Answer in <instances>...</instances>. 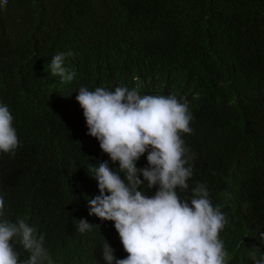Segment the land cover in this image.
<instances>
[{"label": "trees", "instance_id": "obj_1", "mask_svg": "<svg viewBox=\"0 0 264 264\" xmlns=\"http://www.w3.org/2000/svg\"><path fill=\"white\" fill-rule=\"evenodd\" d=\"M58 53L70 82L51 72ZM81 86L187 102L193 175L177 194L190 199L202 184L225 214L226 264L264 258V0H0V104L19 139L15 155L0 152V220L26 218L52 264H105L106 242L128 255L114 222L89 215L92 168L119 169L86 134ZM81 219L91 230H78Z\"/></svg>", "mask_w": 264, "mask_h": 264}, {"label": "clouds", "instance_id": "obj_2", "mask_svg": "<svg viewBox=\"0 0 264 264\" xmlns=\"http://www.w3.org/2000/svg\"><path fill=\"white\" fill-rule=\"evenodd\" d=\"M64 59L65 54H56L51 59V72L61 82H70L75 73L64 67ZM75 99L83 110L86 134L98 140L102 152L119 169L113 170L103 161L91 174L99 194L88 200L89 215L114 222L128 254L117 259L106 242L102 248L105 264H226L228 254L220 239L228 223L225 214L213 206L202 184L192 189L190 199H181L176 191L187 190L193 175V156L181 138L182 133L192 132L187 102L175 95H141L123 86L114 91L81 86ZM18 146L13 116L0 104V152L15 155ZM145 153L148 166L137 168L136 162ZM145 182L147 188H157L154 195L142 191ZM4 208L0 196V217ZM91 226L81 219L78 230L83 233ZM261 237L264 239V233ZM14 240L30 254L28 259L20 258ZM44 261L52 264L44 248V235L38 236L26 218L0 220V264ZM255 264H264V258Z\"/></svg>", "mask_w": 264, "mask_h": 264}, {"label": "built area", "instance_id": "obj_3", "mask_svg": "<svg viewBox=\"0 0 264 264\" xmlns=\"http://www.w3.org/2000/svg\"><path fill=\"white\" fill-rule=\"evenodd\" d=\"M1 3H4V0H1Z\"/></svg>", "mask_w": 264, "mask_h": 264}]
</instances>
